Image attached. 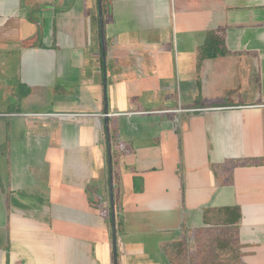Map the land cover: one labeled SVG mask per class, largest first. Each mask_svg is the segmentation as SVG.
I'll use <instances>...</instances> for the list:
<instances>
[{"label":"crops","instance_id":"0c3cea01","mask_svg":"<svg viewBox=\"0 0 264 264\" xmlns=\"http://www.w3.org/2000/svg\"><path fill=\"white\" fill-rule=\"evenodd\" d=\"M103 4L0 0V264H114L104 86L117 264H264V0Z\"/></svg>","mask_w":264,"mask_h":264},{"label":"water","instance_id":"95a60500","mask_svg":"<svg viewBox=\"0 0 264 264\" xmlns=\"http://www.w3.org/2000/svg\"><path fill=\"white\" fill-rule=\"evenodd\" d=\"M98 15H99V24H100V32H101V43L102 49H104V36H103V10H102V0H98ZM104 112L103 118L106 126V139H107V162L109 166V197H110V208H111V221H112V239H113V260L114 264H117V237L115 231V204H114V195H113V175L111 171L112 161H111V142H110V133H109V125H108V106H107V98H106V86H104Z\"/></svg>","mask_w":264,"mask_h":264},{"label":"trees","instance_id":"16d2710c","mask_svg":"<svg viewBox=\"0 0 264 264\" xmlns=\"http://www.w3.org/2000/svg\"><path fill=\"white\" fill-rule=\"evenodd\" d=\"M102 6H103L102 10H103V13H104V11H105V10H104V4H103ZM93 204L95 205L94 202H93ZM196 240H198V239H197V236L195 237V241H196ZM192 241H193V239H192ZM226 243H227V242H226ZM180 245H181L182 250H183L185 247L182 246V241H180ZM225 252H226L227 254H229V250L226 249ZM229 255H230V254H229ZM193 257H194V255L190 257L191 261L194 260ZM234 263H236V264H240L239 259H238V262H234ZM192 264H193V262H192ZM212 264H213V262H212ZM217 264H218V263H217ZM227 264H228V263H227Z\"/></svg>","mask_w":264,"mask_h":264}]
</instances>
